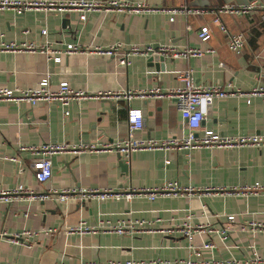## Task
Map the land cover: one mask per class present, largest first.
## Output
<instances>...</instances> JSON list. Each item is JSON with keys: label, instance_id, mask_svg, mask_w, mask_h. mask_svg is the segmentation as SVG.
<instances>
[{"label": "crops", "instance_id": "0c3cea01", "mask_svg": "<svg viewBox=\"0 0 264 264\" xmlns=\"http://www.w3.org/2000/svg\"><path fill=\"white\" fill-rule=\"evenodd\" d=\"M144 1L157 8L187 5L204 12L201 15L179 12L170 20L171 14L161 9L145 14L95 10L81 20L76 10H0V43L14 41L36 45L35 49L0 48V86L32 87L48 71L52 88L66 80L88 93L153 85L166 89L180 84L179 71L189 68L198 83L231 82L242 91L264 86L263 8L220 13L219 19L227 27V31H223L214 21L213 11L221 5H238L246 0ZM251 2L264 4V0ZM203 24L211 30L206 41L197 35ZM44 27L45 34L41 32ZM239 31L245 34L246 40L237 53L228 48L227 40L229 33ZM116 41H123L126 46L170 42L215 50L197 57L165 56L163 68L156 67L143 55H130L126 65L121 64L116 55L89 51ZM68 42L79 43L85 51L63 54L60 61H55L52 54L40 49L41 45H48L52 50L63 49ZM128 107H139L143 111L144 122L137 136L164 138L181 132L180 112L175 103L164 96L135 95L128 101L88 97L73 100L68 105L46 100L34 104L0 100V154L18 157L17 161L0 157V187L21 183L41 191L69 186H154L165 180H177L194 190L178 196L159 195L154 199L136 195L128 201L122 198L0 201V231L12 235L22 229L38 230L24 243L0 238V263L10 260L15 264H99L160 257L191 260L195 264H245L255 253L264 255V233L251 230L247 224L251 219L264 220V191L243 194L227 190L264 177V145L203 146L189 153L186 149H138L129 157L115 150L77 154L61 151L51 156V177L42 183L36 181L33 172L36 155L19 150L20 144L52 141L74 145L81 141H114L126 135ZM65 109L67 114L63 113ZM202 126L229 134L264 133V98L259 95L217 98L207 108ZM165 159H169V163H165ZM121 160L128 165L126 170ZM202 203L206 205L205 211ZM188 211L193 213V223H208L206 227L213 229L209 233H196L192 247L188 246L185 235L159 230L133 235L100 230L82 234L64 231L66 226L80 220L94 225L100 217L112 220L144 218L157 228L180 223ZM231 213L234 219L229 221L230 226L222 239L218 230L227 225V214ZM48 227L56 231L49 233L45 230ZM204 241L212 242L213 246L203 247Z\"/></svg>", "mask_w": 264, "mask_h": 264}, {"label": "built area", "instance_id": "2783aa9c", "mask_svg": "<svg viewBox=\"0 0 264 264\" xmlns=\"http://www.w3.org/2000/svg\"><path fill=\"white\" fill-rule=\"evenodd\" d=\"M263 8L264 4L257 2H249L247 5L225 4L220 8H216L214 21H216L223 31H227V27L219 19V14L222 12H247L252 8ZM13 9L16 12H22L30 9H39L44 12L50 11H65L76 10L79 13L81 20L86 19L88 13L95 10L103 11H121L134 12L145 14L147 12L161 9L169 12L170 20H173L175 15L179 12L192 13L201 15L204 11L200 8L189 7L183 5L177 8H157L150 6L147 1L141 0H0V10ZM42 33H46V27L41 29ZM198 37L202 41H206L210 35V28L203 24L200 26ZM245 34L241 31L232 32L228 34L227 46L234 52H240L245 44ZM1 49H35L36 45L32 42L16 43L14 41L1 42ZM41 51H47L55 61L61 60V55L71 54L85 51L79 43L68 42L63 49H50L48 45H41ZM213 47L202 48L192 45H176L170 42L158 44L157 48L153 44L142 45L140 43H131L128 46L123 41H116L109 43L107 46H97L89 51H95L105 55H116L121 64H128L130 62V55L150 56L157 51L164 56H171L174 58H188L201 56L206 52H213ZM223 65V62H220ZM264 77V73L262 74ZM178 77L181 80L180 84L173 87L162 89L158 85H153L147 88L140 89H118L116 91H104L88 93L81 88L71 86L68 81L62 80L56 88L50 86V74L45 72L38 84L32 87H1L0 86V100L13 101H28L31 104L39 100L59 101L62 105H68L71 101H79L88 97H110L115 100L126 99L127 101L137 95L140 97H168L176 105L180 112L181 132L175 135H169L164 138H143L136 135L144 122L143 111L139 107H128L126 112L127 132L124 137L118 138L114 141H81L74 145H68L66 142H52L45 141L40 143L20 144L19 150H27L36 155L33 161V172L36 181L42 183L48 180L52 175V159L51 156L61 151H69L72 153H84L88 151L98 150H115L121 155L129 157L130 153L138 149H186L188 153L193 148L198 147H222V148H241L243 146H263L264 133H221L215 129L203 127L202 121L207 116V108L217 98L226 97L229 95H259L264 98V86H255L247 91H242L235 88L231 82L226 84L220 83H198L195 81L192 69H183L179 71ZM64 114L68 113L65 109ZM1 158H8L14 161L18 160L16 155L0 154ZM169 159H165V163H169ZM21 167L19 171H21ZM192 186H183L177 180H165L162 183L154 186H113V187H63L62 189H48L36 191L31 187L22 185L21 183L13 187H0V201L11 203L18 199L31 200H47L53 199L59 202L75 198L78 200H85L89 198L95 199H125L130 200L136 195H144L150 199L156 196H178L184 193H190ZM205 190H208L207 188ZM229 192H241L247 194L250 192L264 191V177L253 182L244 183L239 186H233L227 189ZM206 205L202 203V209L205 211ZM234 214H227V225L219 229L221 238L224 239L226 232L230 226L229 221L234 219ZM193 213L188 211L180 223H169L162 227H153L151 220L144 218H127L112 220L111 218L100 217L96 224L91 225L84 220H80L75 224L65 227V232H76L82 234L85 232L101 231L106 233H127L133 235L141 231L159 230L164 233H181L185 235L189 241L188 246L192 247V239L196 233H209L213 229L206 227L208 223H193ZM251 230H260L264 233V220L251 219L247 222ZM49 233L56 231L54 227L45 229ZM217 231V230H216ZM38 233L36 229H22L9 235L5 231H0V238H4L13 243H24L29 236ZM203 247H212L213 243L210 241L202 242ZM0 264H15L10 260H5ZM61 264V263H60ZM79 264H94L89 262H82ZM99 264H195L191 260L180 261L170 260L160 257L152 259H128L123 263L106 261ZM230 264V263H226ZM245 264H264V255L255 253Z\"/></svg>", "mask_w": 264, "mask_h": 264}, {"label": "water", "instance_id": "95a60500", "mask_svg": "<svg viewBox=\"0 0 264 264\" xmlns=\"http://www.w3.org/2000/svg\"><path fill=\"white\" fill-rule=\"evenodd\" d=\"M251 1L252 0H246V2H244L242 4H238V5H247ZM153 47L157 48L158 44H153ZM164 59H165V56L163 54L158 53L157 51L153 52L150 56H148V60L150 61V63H154L156 67L160 66L161 68H163V66H164ZM159 63H160V65H159ZM120 162L123 165V170H126L125 168H127L128 165H126V163L123 162L122 160Z\"/></svg>", "mask_w": 264, "mask_h": 264}]
</instances>
